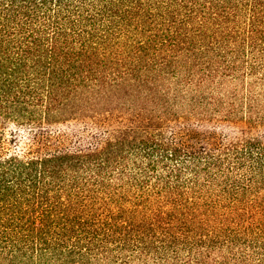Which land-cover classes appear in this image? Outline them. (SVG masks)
<instances>
[{
  "label": "trees",
  "instance_id": "16d2710c",
  "mask_svg": "<svg viewBox=\"0 0 264 264\" xmlns=\"http://www.w3.org/2000/svg\"><path fill=\"white\" fill-rule=\"evenodd\" d=\"M0 264H264V0H0Z\"/></svg>",
  "mask_w": 264,
  "mask_h": 264
},
{
  "label": "rangeland",
  "instance_id": "374dc122",
  "mask_svg": "<svg viewBox=\"0 0 264 264\" xmlns=\"http://www.w3.org/2000/svg\"><path fill=\"white\" fill-rule=\"evenodd\" d=\"M9 128H10V129H8L9 132H10V131H12V132L14 131V132H16V133H19L20 136H22V137H28L27 134H26V132L23 131V129H18V128H15V127H12V126H9ZM26 141H27V138L24 140V142H26ZM22 145H23V144L21 143L20 146H22ZM12 148H13V147H12Z\"/></svg>",
  "mask_w": 264,
  "mask_h": 264
}]
</instances>
